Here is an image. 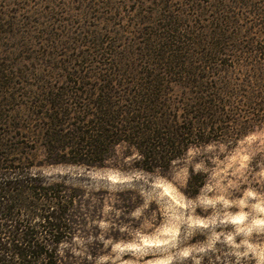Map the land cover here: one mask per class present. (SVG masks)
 <instances>
[{
  "label": "rangeland",
  "instance_id": "374dc122",
  "mask_svg": "<svg viewBox=\"0 0 264 264\" xmlns=\"http://www.w3.org/2000/svg\"><path fill=\"white\" fill-rule=\"evenodd\" d=\"M216 43L217 61L199 62ZM255 47L264 48V0H0V143L23 146L12 159L33 174L81 191L64 264H264V56ZM180 48L184 80L178 69L164 75L169 60L159 58ZM193 68L204 88L188 85H198ZM109 69L133 89V76L164 77L173 109L203 93L222 132L168 172L137 169L125 144L101 167L49 164L41 94L85 104Z\"/></svg>",
  "mask_w": 264,
  "mask_h": 264
},
{
  "label": "trees",
  "instance_id": "16d2710c",
  "mask_svg": "<svg viewBox=\"0 0 264 264\" xmlns=\"http://www.w3.org/2000/svg\"><path fill=\"white\" fill-rule=\"evenodd\" d=\"M217 46L212 44L199 62H216L221 54ZM183 49H174L169 58L159 56L161 62L169 60V65L163 63L168 66L164 75H173L178 69L180 72L176 73L181 80L185 79V73L179 69L187 64L186 59L179 58ZM253 51L264 56V48L255 47ZM192 70L190 75L197 76L198 85H188L204 88L200 83L207 81V76L198 77L200 69ZM109 71L99 76L101 84L92 87L99 93L85 104L76 102L73 108H67L64 98L69 96L68 92L41 94L36 116L44 121L38 132L49 164L101 167L116 146L125 144L139 156L137 169L168 172L172 162L185 155L190 146L208 145L210 135L222 132L216 121L220 113L215 104L205 101L203 93H194L198 95L194 105L183 104L182 108L173 109L171 103L162 100L166 96L161 85L164 77L159 74L133 76V89L124 75L117 77L113 69ZM77 91L70 93L80 99ZM16 147L0 143L4 151L0 152V264H64L60 245L71 235L74 202L79 201L81 191L33 174L26 159H12L14 155H23L25 149L21 145ZM193 178L190 170L188 187ZM201 185L202 181L197 182L190 194L195 195Z\"/></svg>",
  "mask_w": 264,
  "mask_h": 264
}]
</instances>
